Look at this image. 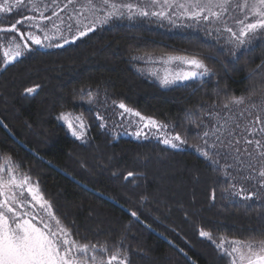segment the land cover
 <instances>
[{
	"label": "trees",
	"instance_id": "obj_1",
	"mask_svg": "<svg viewBox=\"0 0 264 264\" xmlns=\"http://www.w3.org/2000/svg\"><path fill=\"white\" fill-rule=\"evenodd\" d=\"M28 12L0 13V22ZM223 46L194 25L175 29L120 21L62 47H34L0 67V154L36 179L75 240L126 250L129 264H229L200 229L240 240L264 238V203L224 192L234 181L226 182L196 145H203L200 137L213 125L229 121L241 143L220 164L232 165L224 171L238 186L254 190V182L241 184L239 177L257 176L264 163L260 149L244 141L264 143L259 132L264 125L256 123L257 116L264 119V40L235 62L226 51L218 52ZM145 53L198 54L212 74L161 86L135 68L134 57ZM35 85L37 92H24ZM89 94L95 102H88ZM250 95L239 107H222L228 96ZM121 101L167 124L166 130L172 127L184 147L172 148L153 136L114 138L104 122ZM63 111L79 112L88 121L86 142L70 137L57 122ZM248 127L256 131L247 132ZM206 139L211 143L215 136ZM129 172L134 175L125 180Z\"/></svg>",
	"mask_w": 264,
	"mask_h": 264
},
{
	"label": "snow or ice",
	"instance_id": "obj_2",
	"mask_svg": "<svg viewBox=\"0 0 264 264\" xmlns=\"http://www.w3.org/2000/svg\"><path fill=\"white\" fill-rule=\"evenodd\" d=\"M101 7L106 8L103 16L96 14V5L93 0H86V5L92 10L95 19L89 24H85L83 30L76 28L75 34L72 35V25H69L68 31L70 39L61 34L59 25L53 24V28L57 35H49L48 31L42 27L43 21H52V17L57 16L58 11H62L57 0H52V4L56 5L55 11L51 16L45 14V11L52 5H45L41 9L37 0H0V13L11 14L14 10L27 8L30 12H39V15H23L14 23L8 26L0 25V51L3 52V64L0 67L11 63L18 57L31 51L32 45L40 47H62V44H53L51 41L59 38L63 44L77 40L79 37L86 36L92 32L97 25L107 24L113 18H123L125 15L128 19L136 17L155 16L168 19L171 23L176 24L173 16L186 18L193 21L197 25L201 22H207L204 30L207 35L211 36L212 31L209 30L213 23H219L226 20V15L231 16L233 9L238 10L243 18L233 17L235 28L224 24V32L229 34V38L225 41V46L218 48V52H227V56L234 62L240 59V56L250 51L254 43L258 40H264V0H137V2H117V0H100ZM73 4V0H67L68 5ZM155 9V10H152ZM169 10L171 14H169ZM79 15V13H77ZM24 23L27 29L21 32L18 25ZM63 20H61V24ZM80 21L77 20V24ZM32 29H39L43 32V36L36 35ZM220 32V29H216ZM16 33L19 35V43L15 36L8 35ZM224 33L221 32V36ZM29 41L31 43H29ZM49 41V43H45ZM7 42V47L5 46ZM211 59H215L212 55ZM134 59H147L152 61L151 54L145 53L142 57H134ZM157 59L164 62H180L185 66L183 70L169 73L160 78L162 85L174 84L177 81L195 79L196 77H204L212 74L205 63V59L198 54L192 55H174L165 54ZM259 67V66H258ZM39 85L24 89L27 94L37 92ZM84 89H81V94ZM252 96L236 97L228 96L222 103L223 108H230L245 104L246 100H251ZM89 103H93L94 98L89 94ZM115 104V102H113ZM123 112L121 116L127 113L133 117H138L136 121H130V127L135 126L132 135L140 138H147L152 135L154 138L165 145L172 148H178L181 144L186 143L179 133L171 135L165 131L168 125L162 123L152 116L142 115L139 111L128 107L122 101L117 105ZM256 105L253 104L252 107ZM207 114V113H206ZM58 119L63 120L68 130L78 140L84 139L86 125L82 115L70 118L67 112H61ZM97 119L104 120L105 117L97 115ZM231 119V118H230ZM202 123V121H201ZM256 123L264 125V119L257 116ZM101 127H106L101 123ZM199 127V125H198ZM240 125L237 124L236 128ZM155 130V131H153ZM247 132H255L256 128L248 127ZM234 129L229 126V121H224L220 127L212 126L210 131H206L200 137L203 145H196L197 150L208 159L212 165L217 166L218 170L224 172L225 181L231 178L234 182L229 184L224 192H230L231 195L239 197L243 201L259 200L264 203V163L258 170L257 176H240L239 181L254 182L249 190L243 186H238L236 177H232L231 173L224 171L231 168L230 164H220V159H228L233 151L238 152L237 147L241 141L234 139ZM259 132L264 133V126L259 128ZM221 133L222 135H217ZM215 136V140L208 142V137ZM246 145H255L260 149L258 155L264 158V143L261 139L244 138ZM179 142V143H177ZM226 150V151H225ZM247 152V148H245ZM251 155V153H248ZM233 159L239 160V156H233ZM253 172L257 169L252 165ZM134 173L129 172L125 176V180L132 177ZM27 192L31 197L29 200L24 193ZM213 199L215 196L213 195ZM39 210H36V206ZM130 215L139 219L137 212L132 211ZM54 222V223H53ZM150 227V226H149ZM199 235L212 241L220 252L230 259V264H264V238L260 239H232L226 241L224 237L219 238V242L213 238L209 231L200 229ZM71 230L64 226L61 220L55 215L52 204L44 197L38 184L31 181L30 176L21 171L19 164L15 163L11 156H7L0 160V264H129L128 253L126 250L121 251L117 247L113 251H109L106 245H100L101 253H106V258L93 254L90 258L88 253H95L96 244L81 243L72 238ZM228 247H225V244ZM182 251V250H181Z\"/></svg>",
	"mask_w": 264,
	"mask_h": 264
},
{
	"label": "rangeland",
	"instance_id": "obj_3",
	"mask_svg": "<svg viewBox=\"0 0 264 264\" xmlns=\"http://www.w3.org/2000/svg\"><path fill=\"white\" fill-rule=\"evenodd\" d=\"M37 2L39 3L41 9H44L45 5H52V7L48 8L45 11V14L48 16H51L52 11L57 10L56 5L52 4V0H37ZM117 2H121V0H117ZM124 2H137V0H124ZM93 3L96 5V9H97L96 14L99 16H103L104 12L107 11V9L101 7L100 0H93ZM57 4L59 5L60 9H63V10L58 11L57 16L52 17L51 22L50 21H43L42 22V27H44L48 31L49 35H57L55 29L53 28V24H56V25H59L60 30H61V34L64 37L70 39V33L68 31L69 25L73 26L71 34L74 35L77 27H79L80 30H83L85 24H89L93 19H95V16L93 15L92 10L86 5V0H73V4L68 5L67 8H64V5L67 4V0H57ZM152 10H155V9H152ZM171 11H174V10H169V14H171ZM77 13H79V15H77ZM24 15H39V12H28ZM225 15H226V20L221 21L219 23H213L209 29L212 31L213 37H215L224 46H225V41L229 38V34L224 32V24L227 23L228 26L235 28L236 25L233 23V17L241 18V19L243 18L242 14H240L238 10L236 12H233V14H231V16H228V14H225ZM20 18H21V16L13 18L12 20H9V21L3 20L4 22H0V25L8 26ZM172 19L177 21L176 24L171 23L168 19H163V18L151 16V15L148 17H136L134 19H128L127 16L125 15L123 18H113L107 24L97 25L94 30L98 29L100 26L111 25V24H114V23H117L120 21H128V22L129 21H132V22H134V21H147V22L153 21L156 24H159L162 26H169V27L175 28V29L192 28V25H194V28L201 31V32H205L204 28L207 25V22H201L199 25L192 24L191 23L192 21H188L186 18H180L178 16H173ZM61 20H63L62 24H61ZM77 20L80 21L79 24H77ZM18 27L20 28L21 32H24L27 30L25 28L24 23L18 25ZM217 28L220 29V32L216 31ZM32 31L36 35H40L41 37L43 36V32H41L39 29H32ZM221 32L224 33L222 36H221ZM8 35L15 36L17 42H19L21 44L23 43L22 41H20L18 34L9 33ZM79 38H81V37H79ZM75 41L70 40L69 43L75 42ZM29 43H31V42L29 41ZM45 43L47 44V43H49V41H45ZM51 43L65 45V44H63V41L60 40L59 38L51 41ZM5 46L7 47V42H5ZM34 47H40V46H36V45L31 46V48H34ZM53 47H55V46H53ZM152 57H153L152 61H148L147 59H136L137 61L135 63V68L137 69V71L140 74L151 78L152 80H154L156 83H158L161 86H171V85H174L177 83L188 81V80L177 81L174 84L162 85L160 83V78H162L166 72L175 73V72L183 70L185 66L181 65L180 62H177V61L167 62V63L164 61H161V60L157 59L158 57H160V55H154ZM0 60H2V62H0V64H3V52L2 51L0 53ZM199 78H201V77H196L195 79H190V80H196ZM117 105L115 108L112 109V111H113L112 113H109V114L106 113V115L109 116V119H108V121L104 122V123H106L107 128L109 129V132L114 136V138H119L122 136V137H129V138L134 139V140H141V139H147L148 137L152 136V135H149L147 138H144V137L138 138V137L132 135V133L135 131V126L133 124V126L130 127L129 122L130 121L134 122V121L138 120L139 118L133 117L127 113H124V115L121 116L120 113H122L123 110L119 109ZM108 111H109V107L107 108V112ZM63 112L69 113L70 118L82 115L79 112H72V111H63ZM110 114H112V115H110ZM59 115L60 114H58V116H57V122L62 125V127L66 130V132L68 133V135L70 137L78 140L68 130L65 122L63 120L58 119ZM84 123L86 125L85 136H84V139L78 140L80 142H86V140L88 138V121H86L85 117H84ZM218 127H220V125ZM169 128H170L169 131L168 130H166V131L169 132L171 135H174V132L172 131V127H169ZM153 131H155V130H153ZM233 137H235V131L233 132ZM234 139H236V138H234ZM177 143H179V142H177ZM180 147H184V145L181 144ZM5 157H7V156L4 154H0V160H2ZM20 169H21V171L26 172V171L22 170L21 167H20ZM26 173L30 176L31 181L34 184H38V182L36 181V179L32 175H30L28 172H26ZM38 186H39V184H38ZM24 195L29 200L31 199V197L28 196L27 192H25ZM36 210H39L38 205L36 206ZM220 237H224L226 241H230L232 239H235V238H230V237H226L223 235H221V236L213 235V238L216 239L217 242H219ZM81 243H84V242H81ZM228 246L229 245L226 243L225 247H228ZM217 250L221 255H223L218 248H217ZM93 254L98 255V256H103L104 258H106V253H101L98 246H97V250L95 253H92V252L88 253V257L90 258ZM226 259L228 260V262L230 264V259L228 257H226Z\"/></svg>",
	"mask_w": 264,
	"mask_h": 264
},
{
	"label": "water",
	"instance_id": "obj_4",
	"mask_svg": "<svg viewBox=\"0 0 264 264\" xmlns=\"http://www.w3.org/2000/svg\"><path fill=\"white\" fill-rule=\"evenodd\" d=\"M177 250L189 260V258L181 251V249L178 248Z\"/></svg>",
	"mask_w": 264,
	"mask_h": 264
}]
</instances>
